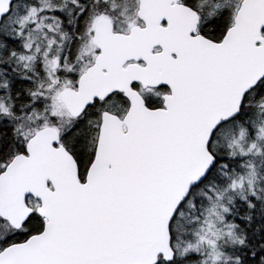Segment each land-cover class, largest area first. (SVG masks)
I'll return each instance as SVG.
<instances>
[{
    "label": "snow or ice",
    "instance_id": "6c2138e0",
    "mask_svg": "<svg viewBox=\"0 0 264 264\" xmlns=\"http://www.w3.org/2000/svg\"><path fill=\"white\" fill-rule=\"evenodd\" d=\"M0 264H264V0H0Z\"/></svg>",
    "mask_w": 264,
    "mask_h": 264
}]
</instances>
